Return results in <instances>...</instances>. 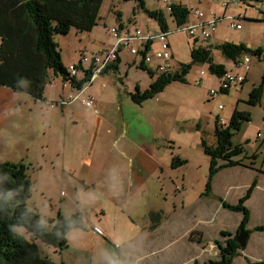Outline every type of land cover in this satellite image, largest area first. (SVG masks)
I'll return each instance as SVG.
<instances>
[{"label": "rangeland", "instance_id": "rangeland-1", "mask_svg": "<svg viewBox=\"0 0 264 264\" xmlns=\"http://www.w3.org/2000/svg\"><path fill=\"white\" fill-rule=\"evenodd\" d=\"M143 1L146 9L163 10L166 16L168 41L173 55L169 60L170 67L168 71L171 73L177 72L181 65L190 64L189 52L191 48L206 45V41L198 37H191L185 30V27L197 21L194 15L196 9L207 13H216V15L218 14L217 17L221 18L217 28L211 32L213 37H211L210 42L212 44H219L226 40L236 41L242 36L248 38L255 45L264 43V18L259 12V8L263 9L262 0H259V2L257 0L248 1L251 4L244 8L256 17V21L253 23L237 21L242 25V30L230 27L231 21H234L237 17L238 0L230 1L224 16H222V1L225 0H172L175 3L185 5L190 13L187 24L180 30H177L175 24L173 25L169 20V14L166 11L168 10L167 4L158 2V0ZM116 11L121 13L124 27L130 23L129 25L135 24V27L152 34L159 32L155 20L149 18L137 3H126L123 0H103L99 11L101 19L98 20L99 25L92 33L80 32L71 28L66 35L55 34L53 36L62 63L67 69L70 65L75 64L72 62L76 57L79 56L80 58L84 55L90 58L93 55L110 50L115 45L116 39L108 34V30L118 25ZM118 56L120 58L118 70L115 74L108 73L103 76L111 79L113 84L120 88L128 85L132 86V84L141 88L147 86L149 82L148 72L137 68L141 62L140 56H132L126 50H120ZM245 57L251 60L249 64L250 71H248L247 80L240 91L232 88L227 93L219 92L221 77L217 78L215 75L210 74L206 64H194L185 75V83H170L156 99L146 100L143 108L137 107L138 111L145 114L158 113L160 118L159 120L156 119L152 125L155 130L162 129L168 135L169 131L171 132L174 128V156L172 157L171 166L175 168L173 173L176 178L168 180L163 176L151 177L139 189L134 188L132 183L129 182L125 191L126 207L124 210L126 211L124 214H122L123 211H119L116 219L114 211L111 212V210L119 209L110 202L94 199L87 190L89 188L78 180V174L75 171L77 167L74 168L75 175L70 176L71 172L67 167L68 165H65L67 170L66 179L62 178L64 177V174H62L64 168L62 164L64 162L62 161L64 160L54 157V150L59 145V141L56 140L57 137H54V141L51 142L52 146H49L46 135L43 140L42 134H40L42 131L41 114L35 112V110L33 112V126L35 127L34 132H37L36 136L39 135V138L34 139L30 144L25 137L24 139L22 135H19L23 134V121L19 120L18 117L13 120V117L17 116V111H20L17 108V111L14 110L10 115V121H7L3 127V130L14 132L13 138H10L9 141L0 135V163L22 164L26 168V175L31 181V191L29 198L26 200V208L29 211L37 212L41 222L47 224L49 220L55 221L58 216L68 219L72 215H79L85 225V231H90L98 238H100L98 234H101L99 230L106 236L112 235L114 237V234H116L118 237L116 238L117 242L121 244L122 235L129 239L137 233L136 231L131 233L130 227H121L123 218L129 223L132 219L135 222H137L135 219L141 222L146 215L147 220L151 222L150 213L162 212L165 217L175 213V219H177L184 215V208L187 211L194 210L195 206L188 207V205L198 202L200 196L203 195L209 177L210 159L204 155L200 148V137H202L200 130L187 129L190 123L193 126H201L205 130L206 141L211 144L214 139L213 128L216 118H221L225 127L229 123L234 108L249 112L251 120L243 123L241 129L233 136L232 143L241 145L244 153H248L250 157L256 154L258 156L256 159L249 157L250 159L247 160H250L251 163L255 162L258 169L261 167L264 169V145L259 148L260 140L255 142L259 130L262 138L264 137V90L258 105L250 106L246 103L248 91L253 86H259L262 80L264 58L253 55H246ZM212 59L215 63L225 64L228 69L233 68L232 61L226 59L218 50H212ZM154 64L155 61L145 65L150 71L154 72L157 78L159 73L155 71ZM241 68V74L245 75L244 68ZM202 70L205 74L200 77ZM49 74L50 81L46 87L51 86H48L47 89L45 87V89L48 94L54 95L62 85V79L60 76H54L52 72H49ZM119 78L123 79L122 82L119 81ZM197 80H199V84H197ZM92 88L98 89L97 82L93 83ZM212 89L216 91L214 98L210 96V90ZM219 105L222 108H219ZM172 121H175V123L173 127L171 125L169 127L167 122ZM247 138L251 140L250 144L246 142ZM182 171L185 173L181 174ZM168 190L174 191L169 193ZM94 207H97V209ZM99 210H103L107 215L102 217ZM91 222L93 226L90 225ZM16 231L29 242H32L26 229L19 227ZM69 232L66 235L67 240ZM230 239L231 237L228 240ZM191 240H194V238H191ZM33 242L37 246L39 244L41 247L39 251L43 256L49 255V258L52 256L50 252L43 249L45 246L40 240L35 239ZM107 245L109 244L106 241H101V243L94 245L92 252L84 251L73 254L74 262L76 264H88V261H92V264H96L97 261L108 259L107 252H110L114 260L116 251L111 245H109L111 246L109 250ZM208 246L206 251L207 261L209 259L218 261L221 254L219 255L216 251L217 247L213 242H210ZM71 250L75 251L74 249ZM66 264L73 263L68 261Z\"/></svg>", "mask_w": 264, "mask_h": 264}, {"label": "crops", "instance_id": "crops-1", "mask_svg": "<svg viewBox=\"0 0 264 264\" xmlns=\"http://www.w3.org/2000/svg\"><path fill=\"white\" fill-rule=\"evenodd\" d=\"M230 1L233 0H225L222 3L228 2L229 5ZM248 1L250 0H238L237 17L234 21H231L230 27L231 24H237L240 25L237 30H242V25L237 21L248 23L256 21V17L244 8L251 4ZM158 2L160 1L158 0ZM171 2L175 3L172 0ZM228 5L226 8L222 6V16L226 14ZM166 11L169 14V11ZM161 12L163 13V10ZM202 12L207 18H211L213 15L218 16L216 13ZM163 15L165 16L164 13ZM117 18V26L120 29L132 31L138 28L135 27V24L129 25L130 23L124 27L121 13L118 11H116ZM99 19H101L100 16ZM169 20L174 25L170 16ZM98 25L97 23L96 26ZM166 25V31H168L167 22ZM96 26L87 33H92ZM210 40L211 38L206 41L205 46H216L223 43L212 44ZM224 42L242 43L249 49L259 48L263 55L261 58H264V43L255 45L244 36L236 41L226 40ZM168 44L170 46L169 41ZM158 46V42L153 41L146 46L147 52H154L158 49ZM243 58H240L236 63L232 62L233 68L230 69L224 64L226 72L241 74ZM78 60L79 56L72 63H76ZM163 63L170 66L169 61H155L153 67L157 73H160V71H157L158 65ZM250 63L251 60L247 64L248 68L244 69L246 72L243 75L245 77L244 82L247 80L248 71H250ZM108 73L115 74L111 70H107L96 77L89 86L84 87L85 89L80 97H91L94 100V106L91 108L83 106L77 98L70 100L66 105L60 104L61 100H66L69 96H75L78 92V89L72 87L68 82L62 81V85L54 95L47 93V87L51 86L48 85L43 93L42 100H34L26 93H19L0 85V135L8 140L13 138L14 132L3 130V127L7 121H10V115L14 110L17 111V108H19L20 111H17V116H14L13 120L18 117L19 120L23 121V134L19 135H22V138L25 137L31 144V141L39 138V135L36 136L37 132H34L35 127L33 126V112L34 110L37 113L39 112L42 121L40 134H42L43 140L46 135L49 146H52L51 142L54 141V137H57L56 140L59 141V145L54 150V157L64 160L62 161L64 162L62 163L64 165L62 169L64 177L62 178L66 179L67 170L65 165H68L67 167L71 172L70 176H74L76 171L78 180L89 188L87 190L94 199L110 202L119 209L111 210V212L114 211L116 219L119 211H123L122 214L126 211L124 210L126 207L125 191L129 182L132 183L134 188L139 189L151 177L163 176L168 180L176 178L173 173L175 168L171 166L172 157L174 156L173 138L175 137H173L174 128L171 132L168 130V135L162 129L155 130L152 125L156 119L159 120L158 113L145 114L138 111L137 107L143 108L146 101L141 105H137L131 101L129 96L130 93L135 91V87H138L141 91L148 88L156 78L155 75L151 77L148 74L149 82L143 88L135 84L120 88L113 84L111 79L103 76ZM83 77L84 75L78 73L75 80H80ZM122 80V78H119L120 82ZM94 82H97L98 89H91ZM244 82L232 86L230 89L234 88L240 91L245 84ZM220 83L221 80L219 86ZM255 87L257 86H253L250 91ZM250 91H248V95ZM162 92L149 100L156 99ZM174 123L175 121L167 122V125L173 127ZM187 129L200 130L201 135L206 140L205 130L201 126H193L190 123ZM260 138H262V135L259 130L255 139V142L260 140L259 148L264 145V137ZM214 142L215 138L211 144H214ZM246 142L250 144L251 140L247 138ZM204 155L207 157L205 153ZM245 155L247 158H241L242 156L233 158V160H241V165L224 168L217 172L211 179L210 195H201L198 202L190 203L188 207L195 206V209L187 211L184 208V215L180 218L175 219V213L171 216L166 215L163 221L152 229L149 228L150 222L147 220L146 215L141 222L137 219H135L137 221L135 222L132 219L129 223L123 218L121 227H130L131 233L135 231L137 233L129 239L122 235L121 244L117 242L116 238L118 237L116 234H114V237L112 235L106 236L99 230L101 234H98L100 237L98 238L90 231L73 229L68 234L67 247L64 249L57 250L44 245L43 249L52 255L50 258L49 255L46 257L57 264H66L68 261L76 264L73 254L84 251L92 252L94 245L106 241L113 246L116 256L113 260L110 252H107L108 259L97 261L96 264H194L195 262L202 264L207 262L206 251L210 242L214 243L217 247L216 251L220 255V246L223 247L227 240L233 237L242 219L239 212L225 209L219 199L231 205L238 203L253 180L256 179L257 184L244 203L249 210V221L246 229L250 230V233L246 237L245 246L237 251V255L232 259L231 264L264 263V231L253 230L257 226L264 225V169L262 167L258 169L255 162L251 163L250 160H247L250 159L248 153L245 152ZM253 155H255L254 159L258 157L256 154ZM74 168H76L75 171ZM180 173L184 174L185 172ZM173 191H169V193ZM94 208L97 209V207ZM99 211L102 217L107 215L103 210ZM90 225L93 226V223L91 222ZM222 231L231 235H221ZM192 232H197L194 234V240L190 238ZM109 245H107V248L110 250L111 246ZM88 264H92V261H88Z\"/></svg>", "mask_w": 264, "mask_h": 264}, {"label": "trees", "instance_id": "trees-1", "mask_svg": "<svg viewBox=\"0 0 264 264\" xmlns=\"http://www.w3.org/2000/svg\"><path fill=\"white\" fill-rule=\"evenodd\" d=\"M129 1V0H125ZM138 4L147 16L158 24L160 31H166V18L161 10H148L143 0H130ZM103 0H0V85L16 92L26 93L34 100H42L46 85L50 81V74L60 76L63 82H68L76 89H81L89 81L87 74L80 80L69 77L67 68L53 40L55 34L66 35L71 28L80 32H90L98 23L99 11ZM169 16L177 28L185 25L190 15L188 9L180 3L169 6ZM134 12V11H133ZM218 50L226 59L237 62L246 55L261 58L259 48L249 49L244 44L223 42L216 46H199L191 48L190 64L181 65L177 72L159 73L148 88L130 93L134 104L141 105L152 99L172 82L185 83V75L194 64H206L210 74L222 77L226 73L223 64L213 62L212 50ZM119 56L109 68L118 70ZM137 68L145 70L153 77L154 72L141 62ZM264 90V75L259 86L253 88L247 99V104L256 106L260 103ZM226 91L225 93H227ZM251 120L249 112L233 110L227 126L219 124L218 118L214 122V144H208L201 137V148L209 157L208 180L204 196L211 192V179L220 170L235 165H241V160L234 157L247 158L241 145H234L232 138L243 123ZM250 158H255L252 155ZM26 168L22 164L8 162L0 163V264H57L43 256L38 246L33 242L40 240L44 245L62 250L67 247L66 235L73 229H84L85 225L79 215H72L68 219L58 216L55 221L43 223L37 212L26 208V200L31 191V181L26 175ZM257 180L254 179L246 193L238 203L231 205L219 199L225 209L239 212L242 219L237 231L226 245L220 247L221 257L218 261L209 260L202 264H231L232 259L241 249L236 242L240 231L246 236L250 230L246 229L249 221V210L245 201L250 197ZM149 228H155L165 214L150 213ZM22 227L30 234L32 242L20 235L16 229ZM254 231H264V225L257 226ZM197 232H192L190 238ZM221 235H230L222 231ZM199 264V263H194ZM249 264H264L262 262Z\"/></svg>", "mask_w": 264, "mask_h": 264}, {"label": "built area", "instance_id": "built-area-1", "mask_svg": "<svg viewBox=\"0 0 264 264\" xmlns=\"http://www.w3.org/2000/svg\"><path fill=\"white\" fill-rule=\"evenodd\" d=\"M163 4H167L168 10L169 6L172 4L171 0H159ZM259 2V0H257ZM263 5V9L259 8V12L261 16L264 18V0L261 1ZM228 2H224L222 4L223 7H227ZM194 15L197 18V21L192 22L188 27H185V30L191 37L200 38L204 41H207L211 38V32H213L220 20L217 16H211V18H207L206 15L199 9L194 11ZM189 19V16H188ZM188 22V20H187ZM187 24V23H186ZM184 26V25H183ZM183 26L176 28L180 30ZM231 27L239 29L240 25L231 24ZM110 35L116 39L115 45L108 51L102 52V54L93 55L88 58L84 55L80 56L79 60L68 67V75L71 78H74L78 73L81 72L82 75H89V81L86 82L81 89L78 90L75 96H69L66 100H61V105H66L70 100H74L75 98L80 100V103L88 108L94 106V100L91 97L81 98V94L84 91V87L89 86L90 83L101 73L109 68L118 58V54L120 50H126L132 56H141L144 64L152 63L153 61L158 62H168L171 59V50L167 41L168 31H159L157 34H152L148 31H144L138 28L133 29L132 31H128L125 29H120L118 26L113 27L109 30ZM153 41L158 42V49L152 53H148L146 46L152 43ZM249 58H243V68H248ZM169 65L163 63L158 65L157 71L160 73L168 72ZM205 72L202 70L200 72V77L203 76ZM200 80V78H199ZM199 80H197V84H199ZM245 77L238 73H233L227 71L221 77V83L219 86V92L225 93L229 91L232 86H237L243 83ZM216 95L215 90H210L211 98H214ZM219 108H222L220 105ZM219 124L224 126V121L219 118Z\"/></svg>", "mask_w": 264, "mask_h": 264}, {"label": "water", "instance_id": "water-1", "mask_svg": "<svg viewBox=\"0 0 264 264\" xmlns=\"http://www.w3.org/2000/svg\"><path fill=\"white\" fill-rule=\"evenodd\" d=\"M246 235L244 234L243 231H240L236 237V242L239 245L240 248H243L246 243Z\"/></svg>", "mask_w": 264, "mask_h": 264}]
</instances>
